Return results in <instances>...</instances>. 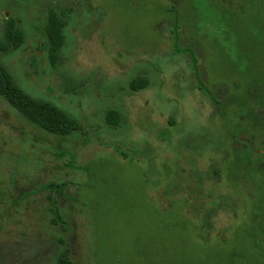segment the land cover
Listing matches in <instances>:
<instances>
[{"label":"rangeland","instance_id":"obj_1","mask_svg":"<svg viewBox=\"0 0 264 264\" xmlns=\"http://www.w3.org/2000/svg\"><path fill=\"white\" fill-rule=\"evenodd\" d=\"M227 1L0 0V38L9 18L26 35L2 63L83 127L53 138L0 98V264H257L250 197L227 167L235 101L264 92V0ZM49 10L68 19L56 68ZM137 78L149 86L133 92Z\"/></svg>","mask_w":264,"mask_h":264},{"label":"trees","instance_id":"obj_2","mask_svg":"<svg viewBox=\"0 0 264 264\" xmlns=\"http://www.w3.org/2000/svg\"><path fill=\"white\" fill-rule=\"evenodd\" d=\"M220 1L229 4L227 0ZM67 22V16L59 14L56 10H49L46 13L43 26L47 41L45 54L51 68L58 67L59 56L64 49L67 37ZM2 34L0 38V98L32 127L53 138L69 139L74 134L82 132V124L66 111L52 103L30 97L15 82L9 69L2 63L4 57L18 53L26 43V35L21 29L20 21L9 18ZM148 86L149 82L145 78H137L131 81L128 87L131 91L138 92L145 90ZM255 97L251 96L250 104L246 105L245 110H242L243 100L235 101L240 103L241 114L234 117L228 132L229 139L236 143L237 147L231 152L232 158L230 156L227 167V182L237 191H240L241 184L245 185L251 205L248 213L250 228L259 242L255 247L259 248L261 253L257 264H264V92L259 94L258 98ZM215 105L219 106L218 103ZM103 122L107 129L116 130L121 127L122 117L117 111L108 110L103 116ZM240 135H245V141L240 140ZM214 174L217 176L216 172ZM44 188L56 189L53 185H46ZM48 200L51 203L48 208L49 224L64 231L65 221L56 200L51 196ZM181 202L185 206V201ZM57 264H71V262L63 253L59 256Z\"/></svg>","mask_w":264,"mask_h":264}]
</instances>
